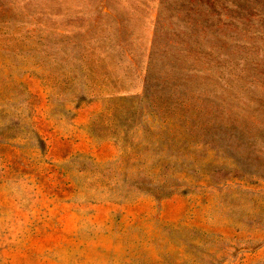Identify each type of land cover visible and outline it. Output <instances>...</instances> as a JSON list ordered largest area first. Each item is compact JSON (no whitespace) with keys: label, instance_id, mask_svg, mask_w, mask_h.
Masks as SVG:
<instances>
[{"label":"rangeland","instance_id":"374dc122","mask_svg":"<svg viewBox=\"0 0 264 264\" xmlns=\"http://www.w3.org/2000/svg\"><path fill=\"white\" fill-rule=\"evenodd\" d=\"M158 6L0 0V264H264V0Z\"/></svg>","mask_w":264,"mask_h":264},{"label":"trees","instance_id":"16d2710c","mask_svg":"<svg viewBox=\"0 0 264 264\" xmlns=\"http://www.w3.org/2000/svg\"><path fill=\"white\" fill-rule=\"evenodd\" d=\"M158 2H159V6L157 7L158 8L157 10H162V7H163V9L168 12V19L169 18L171 19L172 18L171 16H174L176 18V20L172 21L173 24L182 23V25H185L184 23L188 24L189 22L190 24L192 22V19L187 21L184 18L185 14L191 10V7L193 5H196L198 3V0H158ZM101 3L102 2L100 1V8H103L104 6H102ZM199 6L202 7L201 2ZM208 17H210V15L201 19V25H204ZM182 27H183V31L182 33L180 32V36L184 35L185 37L190 38V41H197V39L199 37H202L203 35V31H204L203 26L199 28V32L198 31L196 32V30L192 28H191L192 30L186 32L185 30L186 26H182ZM208 34L210 35V32ZM75 56L76 55H72V57H75ZM144 88H145V95L147 96L148 94H150L149 93L150 83H145Z\"/></svg>","mask_w":264,"mask_h":264}]
</instances>
